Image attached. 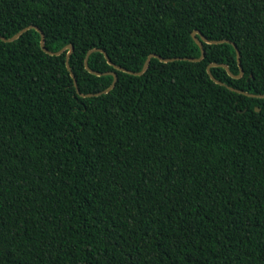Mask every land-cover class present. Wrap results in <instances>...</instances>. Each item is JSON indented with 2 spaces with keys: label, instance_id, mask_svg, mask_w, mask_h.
Returning <instances> with one entry per match:
<instances>
[{
  "label": "trees",
  "instance_id": "obj_1",
  "mask_svg": "<svg viewBox=\"0 0 264 264\" xmlns=\"http://www.w3.org/2000/svg\"><path fill=\"white\" fill-rule=\"evenodd\" d=\"M0 264H264V0H0ZM200 38L198 35H196ZM259 108V111L255 110Z\"/></svg>",
  "mask_w": 264,
  "mask_h": 264
},
{
  "label": "water",
  "instance_id": "obj_2",
  "mask_svg": "<svg viewBox=\"0 0 264 264\" xmlns=\"http://www.w3.org/2000/svg\"><path fill=\"white\" fill-rule=\"evenodd\" d=\"M29 28H34L36 29L39 34H40V46L42 48L43 51L51 54V55H60L61 53H63L65 50H67V53H66V58H65V63H66V67L67 69L69 70L70 72V75L71 77L73 78V82H74V86L76 88V91L77 93L82 96V97H89V96H97V95H100L102 93H107L109 90H111L115 83H116V80H117V74L115 71H105V72H99V71H95L93 70L92 68L89 67L88 65V57L90 55V53L92 51H100L104 54L107 62L112 65L115 69L117 70H120V71H123V72H128L130 74H134V75H141L142 73L145 72V70L147 69L148 67V64L150 62V59L151 58H158L159 60L161 61H164V62H168V61H174V60H178V59H184V60H189V61H200L204 58V55H205V50H204V47H203V42L205 43H208V44H218V43H230L235 51H236V57H237V62L239 64V74L238 75H234L229 67L226 65V64H223V63H211L207 66V73L209 74L210 78L217 84H220V85H224V83L218 79L215 78V76L212 74L211 72V67H214V66H220V67H223L225 68V70L227 71V73L234 77V78H239L242 74H243V69L240 65V51L238 50L237 46L235 45L234 42L228 40V39H220V40H210L208 39L202 32H200L199 30L195 29L192 33H191V36L193 38V40L195 41V43L199 46L200 48V51H201V54L198 58H192V57H186V58H179V57H176V58H163L161 56H159L158 54H155V53H151L148 55V57L146 58L144 64H143V67L141 69V71L139 72H135V71H132V70H128L120 65H117V64H114L110 58L108 57L107 53L103 50V49H100V48H95V49H91L87 52L86 56H85V59H84V65H85V68L92 74H95V75H111L113 77V81L111 83V85L106 88L105 90H102V91H99V92H96V93H81L78 89V85H77V80H76V77L73 73V71L71 70V67H70V63H69V57L71 55V53L73 52V45L72 44H67L65 45L64 47H62L61 49L57 50V51H50L48 50L46 47H45V39H44V34L42 32L41 29H39L37 26H27V27H24L22 28L21 30H19L17 33H15L14 35H12L11 37L9 38H6V37H3V36H0V39L3 40V41H6V42H9V41H13L15 39H17L23 32H25L27 29ZM196 35H198L200 38H198ZM226 87L232 91H235V92H238V93H241L243 95H247V96H250V97H256V98H264V94H254V93H250V92H246L244 90H241V89H237V88H234L232 86H229V85H226ZM255 110L256 111H259V108L258 107H255Z\"/></svg>",
  "mask_w": 264,
  "mask_h": 264
}]
</instances>
